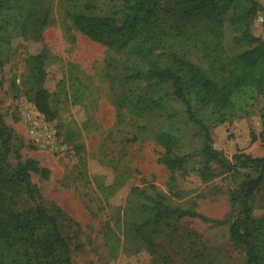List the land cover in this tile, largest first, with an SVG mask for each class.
<instances>
[{
    "label": "rangeland",
    "instance_id": "374dc122",
    "mask_svg": "<svg viewBox=\"0 0 264 264\" xmlns=\"http://www.w3.org/2000/svg\"><path fill=\"white\" fill-rule=\"evenodd\" d=\"M34 6L28 34H17L9 47L0 46V113L14 131V141L24 159L34 158L48 172H33L43 201L58 204L78 222L82 247L73 251L76 264H186L182 237L160 235L153 247H129L123 233V213L129 190L155 188L175 203L197 205L203 214L232 219L235 208L231 191L246 171L234 176L215 168L203 179L197 168L201 147L196 126L183 114L175 118L179 141L176 150L194 153L185 170H171L158 158L164 147L153 137L163 114L144 109L137 102V89L144 82L126 81L127 68L137 59L115 52L77 30L69 10L114 14L119 0H26ZM264 5V0H258ZM161 25L167 36L157 51L172 50L200 65L209 75L221 70V59L248 47L236 43L239 32L225 21L216 30L206 19L187 16L175 0H158ZM44 21V22H42ZM37 25L41 40L33 38ZM255 25V24H254ZM260 35V28L252 26ZM47 49L45 86L56 116L47 119L26 94L29 86V55ZM141 92V91H140ZM220 123L212 128L215 147L226 154L245 151L264 155V111ZM72 135V137H70ZM80 147V149H79ZM213 167H216L213 165ZM254 215L264 214V182L252 199ZM119 225V229L116 227ZM191 230L185 244L203 252L204 260L191 264H243V255L234 247L228 224L215 225L195 217L179 220ZM172 242V243H171ZM186 254H190L189 248ZM218 252L212 256L211 252ZM204 261V262H198Z\"/></svg>",
    "mask_w": 264,
    "mask_h": 264
},
{
    "label": "trees",
    "instance_id": "16d2710c",
    "mask_svg": "<svg viewBox=\"0 0 264 264\" xmlns=\"http://www.w3.org/2000/svg\"><path fill=\"white\" fill-rule=\"evenodd\" d=\"M175 3L187 16L206 19L207 27L213 31L228 21L239 32L234 35L235 42L249 46L223 57L221 70L209 75L176 51H157L167 36L158 15V0H119L117 15L68 11L77 30L115 52H126L137 59L127 68L125 79L133 84L144 82V91L137 89V102L164 116L153 131L154 139L164 147L158 158L160 163L171 170H185L192 161L194 153L176 150L179 137L175 118L182 107V114L196 126L201 140L197 152L200 164L192 168H197L203 179L212 177L215 168L233 176L246 171L231 191L230 200L236 211L230 220L207 216L195 203H175L153 185L133 186L122 220V231L131 238L127 248L144 244L151 248L160 235L186 241L193 232L183 230L179 220L195 217L215 225L228 224L233 245L243 255V264H264V214L255 216L252 206V199L264 182V155L252 156L239 150L228 155L215 147L211 132L220 123L252 114L257 103L264 111V41L252 30V26L257 27L256 14H264V5L258 0ZM32 17L35 18L34 6L26 0H0V46L9 47L14 36L28 34ZM35 22L39 23L38 18ZM41 37L35 25L33 38ZM47 56L45 47L29 55L30 80L25 93L45 118L52 119L56 112L45 86ZM2 57L0 54V64ZM33 172L47 175L48 171L36 159L22 157L14 131L0 113V264H76L73 251L82 247L78 222L58 204L43 201L40 187L32 179ZM116 227L119 229V225ZM183 241L174 245L182 248L186 264L204 260L201 250H194ZM183 247L189 248L190 254Z\"/></svg>",
    "mask_w": 264,
    "mask_h": 264
},
{
    "label": "built area",
    "instance_id": "2783aa9c",
    "mask_svg": "<svg viewBox=\"0 0 264 264\" xmlns=\"http://www.w3.org/2000/svg\"><path fill=\"white\" fill-rule=\"evenodd\" d=\"M254 23L260 28V36L264 41V14L262 12H258L254 18Z\"/></svg>",
    "mask_w": 264,
    "mask_h": 264
},
{
    "label": "crops",
    "instance_id": "0c3cea01",
    "mask_svg": "<svg viewBox=\"0 0 264 264\" xmlns=\"http://www.w3.org/2000/svg\"><path fill=\"white\" fill-rule=\"evenodd\" d=\"M258 27V26H257Z\"/></svg>",
    "mask_w": 264,
    "mask_h": 264
}]
</instances>
